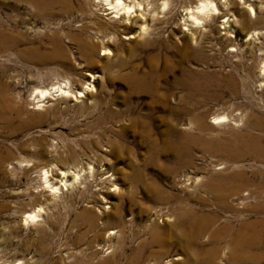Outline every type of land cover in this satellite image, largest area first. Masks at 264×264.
I'll return each instance as SVG.
<instances>
[{"label": "rangeland", "instance_id": "obj_1", "mask_svg": "<svg viewBox=\"0 0 264 264\" xmlns=\"http://www.w3.org/2000/svg\"><path fill=\"white\" fill-rule=\"evenodd\" d=\"M204 1L203 19V0H143L117 22L97 0H0V264H124L177 207L234 228L264 219L245 192L220 204L203 190L236 171L233 183L264 181L263 161L220 149L264 138V0ZM187 255L174 244L158 264ZM227 256L214 264H240Z\"/></svg>", "mask_w": 264, "mask_h": 264}, {"label": "bare ground", "instance_id": "obj_2", "mask_svg": "<svg viewBox=\"0 0 264 264\" xmlns=\"http://www.w3.org/2000/svg\"><path fill=\"white\" fill-rule=\"evenodd\" d=\"M37 1L39 0H35V2ZM97 2L98 5L104 7V11H107L105 14L106 15L112 14L113 15L112 17L118 20L117 22H120V19L126 21L130 20L131 19L130 15L140 10V7L143 4V0H97ZM210 4L211 2L203 0V2L200 5L196 6L193 14L194 19L197 20L199 18L198 15L202 16L200 19L212 15L211 12L212 11L215 12V8H213V6L209 7ZM143 9L145 12H147V9L145 7ZM151 16L149 15V17L147 18L151 19ZM127 24L128 22L125 23L123 22L124 28L130 30L133 27V24L132 23H130L129 25ZM148 32H149L148 26L146 27L145 24L144 27L139 28V33H136L134 36L141 37L146 35ZM5 34L4 32L0 31V39H5L7 37L5 36ZM96 34L98 36H101L100 32H96ZM106 38L107 39L106 42L104 43L103 51L109 52L110 50L109 45H111L112 43L111 41L113 39L111 38V36L109 37L108 35L106 36ZM75 39L78 41L79 47L83 51L89 53H92L93 51L95 52L94 50V48L96 47L94 46L95 43L92 44L90 41L82 37H76ZM47 92L48 91L46 90L43 91L41 90L39 93L40 94L39 98H44ZM1 99H2V93L0 92V100ZM187 138L191 139L188 136ZM220 149L222 151H226L227 155H229L230 158L233 160H239L244 154H250L254 159H259L264 162V138L261 136H254L249 132L243 134H237L234 140L224 141L220 145ZM61 175L62 177L60 182H63L64 184L63 183L62 184L65 185V183L68 181L67 179V177L69 176L68 171L61 172ZM232 179L242 181V179H245V175L242 172L236 171V173L230 175L229 178L222 177L221 179L220 177L219 180H217L216 182L213 181L214 179L209 178V180H206L203 184V190L205 192L204 194L208 195L209 197H213L215 200L221 202L220 204H222L225 201H228L226 200L228 199V197L232 195L240 196V193L245 192L246 196L244 199L251 198L253 200H256V203L254 205L252 206L250 205L251 206L250 209L255 213H259V215L263 214L264 213V181L257 183L247 181L246 183L241 184V183H233L231 181ZM45 181L46 183L49 184V180L45 178ZM51 188L54 190L57 189V187H53V186ZM177 208L178 211L173 212L172 216L169 219H164V223L162 222L163 224L162 223L159 224L155 220H150L149 224L147 225L148 227L147 233L149 234L148 241L142 242L143 241L142 240L141 245L133 249L130 255L128 256V258L125 259L124 264H158L161 256L163 254H167V252L170 250V247H172V245L174 244H176L181 251H184L186 252V254H188L186 260L190 264H214L213 258L223 248L226 250L228 254L227 260L229 262H236L240 264H249V263L260 264V262H264V219L259 220L261 218L259 219L254 218L253 221L243 220L239 224L237 223L238 228L236 227L234 228L235 224L232 225V223H230L229 221H223L220 224L219 219L216 215L211 216V215H205L199 213L197 214L194 211L195 209L191 207H186V208L177 207ZM37 213L38 211L36 213H31L28 215V217L35 218L38 216ZM120 220L119 221L117 220L118 224L121 223ZM205 234H208L209 236V242L207 241L209 247L207 249L204 248V250L200 249V252H198L197 249L195 250V245L198 244L200 238ZM153 245L161 246L163 249L165 248L164 250L166 251L163 250L159 251L157 249L159 252H156L154 250L151 251L150 253L148 252L149 255L144 257V251ZM118 251H119L118 255L120 257L125 256L124 255L125 251L123 250L122 246ZM108 264H116V261L115 262L111 261Z\"/></svg>", "mask_w": 264, "mask_h": 264}, {"label": "clouds", "instance_id": "obj_3", "mask_svg": "<svg viewBox=\"0 0 264 264\" xmlns=\"http://www.w3.org/2000/svg\"><path fill=\"white\" fill-rule=\"evenodd\" d=\"M209 7H211V5H209Z\"/></svg>", "mask_w": 264, "mask_h": 264}]
</instances>
